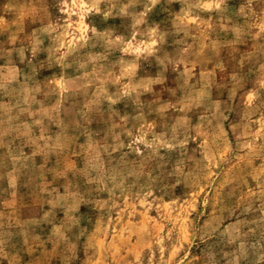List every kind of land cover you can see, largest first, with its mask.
<instances>
[{
  "label": "rangeland",
  "instance_id": "obj_1",
  "mask_svg": "<svg viewBox=\"0 0 264 264\" xmlns=\"http://www.w3.org/2000/svg\"><path fill=\"white\" fill-rule=\"evenodd\" d=\"M0 264H264V0H0Z\"/></svg>",
  "mask_w": 264,
  "mask_h": 264
}]
</instances>
